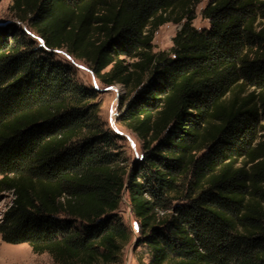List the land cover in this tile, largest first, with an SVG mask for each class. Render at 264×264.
<instances>
[{
    "label": "trees",
    "instance_id": "obj_1",
    "mask_svg": "<svg viewBox=\"0 0 264 264\" xmlns=\"http://www.w3.org/2000/svg\"><path fill=\"white\" fill-rule=\"evenodd\" d=\"M11 10L17 23L0 25L3 241L55 264H122L134 238L117 213L127 190L149 264H264V0H14ZM168 23L182 27L155 52ZM55 50L124 88L118 121L143 152L134 164L100 116L99 90Z\"/></svg>",
    "mask_w": 264,
    "mask_h": 264
},
{
    "label": "rangeland",
    "instance_id": "obj_2",
    "mask_svg": "<svg viewBox=\"0 0 264 264\" xmlns=\"http://www.w3.org/2000/svg\"><path fill=\"white\" fill-rule=\"evenodd\" d=\"M14 0H0V25L17 23L11 7ZM207 1L202 2L197 7V17L193 25L198 30L210 28L208 20L202 17V10L207 5ZM20 25V24H19ZM28 34L31 32L27 25H20ZM182 25H174L171 23L161 26L155 33L153 45L155 52L170 51L173 47V38L181 29ZM37 43L42 41L36 35L33 36ZM55 57L65 63L73 65L75 69V77L78 82L87 87L99 90L97 102L101 105L100 116L106 122L108 127L121 137L119 144L123 146L127 152L132 164L137 159L142 158L143 152L141 143L137 137L122 126L118 118L122 114L121 99L125 96V90L120 85L104 86L95 77L90 67L82 62L72 58L66 50H55ZM11 193H3L0 195V220L5 211L11 206ZM117 213L123 218L124 222L130 227L134 234L132 242L125 248L122 264H140V258L145 264H149L151 257V248L145 244L138 243V225L133 216L132 208L129 201V193L127 190L123 192V198ZM0 264H55L48 254H35L32 248L27 244H9L3 241L0 236Z\"/></svg>",
    "mask_w": 264,
    "mask_h": 264
}]
</instances>
